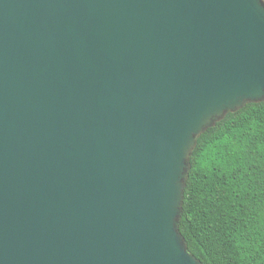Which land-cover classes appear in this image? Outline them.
Listing matches in <instances>:
<instances>
[{
    "label": "water",
    "instance_id": "95a60500",
    "mask_svg": "<svg viewBox=\"0 0 264 264\" xmlns=\"http://www.w3.org/2000/svg\"><path fill=\"white\" fill-rule=\"evenodd\" d=\"M261 102L263 0H0V264H202L192 151Z\"/></svg>",
    "mask_w": 264,
    "mask_h": 264
},
{
    "label": "trees",
    "instance_id": "16d2710c",
    "mask_svg": "<svg viewBox=\"0 0 264 264\" xmlns=\"http://www.w3.org/2000/svg\"><path fill=\"white\" fill-rule=\"evenodd\" d=\"M179 232L202 264H264V102L197 139Z\"/></svg>",
    "mask_w": 264,
    "mask_h": 264
},
{
    "label": "rangeland",
    "instance_id": "374dc122",
    "mask_svg": "<svg viewBox=\"0 0 264 264\" xmlns=\"http://www.w3.org/2000/svg\"><path fill=\"white\" fill-rule=\"evenodd\" d=\"M264 1V0H263Z\"/></svg>",
    "mask_w": 264,
    "mask_h": 264
}]
</instances>
